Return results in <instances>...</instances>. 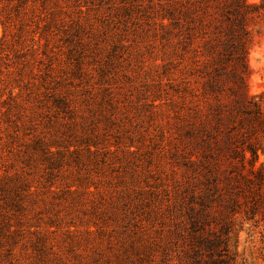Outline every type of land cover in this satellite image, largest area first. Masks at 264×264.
I'll return each mask as SVG.
<instances>
[{
    "label": "rangeland",
    "instance_id": "374dc122",
    "mask_svg": "<svg viewBox=\"0 0 264 264\" xmlns=\"http://www.w3.org/2000/svg\"><path fill=\"white\" fill-rule=\"evenodd\" d=\"M0 264H264V0H0Z\"/></svg>",
    "mask_w": 264,
    "mask_h": 264
},
{
    "label": "trees",
    "instance_id": "16d2710c",
    "mask_svg": "<svg viewBox=\"0 0 264 264\" xmlns=\"http://www.w3.org/2000/svg\"><path fill=\"white\" fill-rule=\"evenodd\" d=\"M18 188H20V185H16L15 186V192H16V195L19 196L21 199H22V195H21V192L18 190ZM20 207H21V203H20Z\"/></svg>",
    "mask_w": 264,
    "mask_h": 264
}]
</instances>
